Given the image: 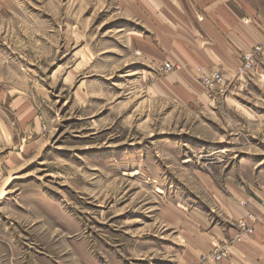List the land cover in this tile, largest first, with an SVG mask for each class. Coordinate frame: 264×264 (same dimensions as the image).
Returning <instances> with one entry per match:
<instances>
[{"label":"rangeland","instance_id":"obj_1","mask_svg":"<svg viewBox=\"0 0 264 264\" xmlns=\"http://www.w3.org/2000/svg\"><path fill=\"white\" fill-rule=\"evenodd\" d=\"M133 3L0 0V264H183L205 230L198 203L217 191L247 218L192 264L223 247L230 258L211 264L229 262L254 235L244 198L264 205V42L230 83L213 70L225 83L212 91L197 68L200 96L156 93L180 65L145 59Z\"/></svg>","mask_w":264,"mask_h":264},{"label":"crops","instance_id":"obj_2","mask_svg":"<svg viewBox=\"0 0 264 264\" xmlns=\"http://www.w3.org/2000/svg\"><path fill=\"white\" fill-rule=\"evenodd\" d=\"M133 1L127 11L143 14L147 19L141 21L144 24H147V20L149 22L148 29L138 23L132 25L134 29H141L139 34L143 30L148 31L145 35L149 39L135 36V43L143 51L145 59L156 64L170 62L180 65L175 73L155 77L156 82L152 85L156 93L161 90V94L169 91L195 98L200 96V87L192 78L197 74V68L221 71L225 73L227 83H230L241 64V55L264 42V0ZM196 14L204 18L203 22L196 21ZM245 20L250 23H245ZM214 190L217 191V188ZM232 196L227 197L217 191L213 204L204 200L198 203L195 210L198 227L202 225L200 228L205 230L198 233L196 241L192 243L193 248L185 252L183 264H192L199 255L208 253L213 247L238 234L237 223L247 218L246 210L235 202V198L240 201V197ZM255 196L249 195V199L241 197L250 200L248 211L259 219L254 226L255 233L236 242L233 259L224 264H264V205Z\"/></svg>","mask_w":264,"mask_h":264},{"label":"built area","instance_id":"obj_3","mask_svg":"<svg viewBox=\"0 0 264 264\" xmlns=\"http://www.w3.org/2000/svg\"><path fill=\"white\" fill-rule=\"evenodd\" d=\"M245 61L243 59L242 68L240 69V73H246L249 69L253 68V58L251 55H246ZM199 77L201 79V82L207 86L210 90H215L219 85H222L225 83L224 76L219 73L218 71H206L202 68L198 69ZM230 252L228 247H223L220 249H217L216 251L206 254L202 257L201 262L203 264H211L215 263L217 261L228 259L230 258Z\"/></svg>","mask_w":264,"mask_h":264},{"label":"bare ground","instance_id":"obj_4","mask_svg":"<svg viewBox=\"0 0 264 264\" xmlns=\"http://www.w3.org/2000/svg\"><path fill=\"white\" fill-rule=\"evenodd\" d=\"M131 75H133V74H131Z\"/></svg>","mask_w":264,"mask_h":264}]
</instances>
